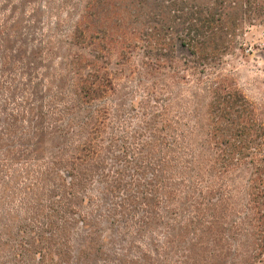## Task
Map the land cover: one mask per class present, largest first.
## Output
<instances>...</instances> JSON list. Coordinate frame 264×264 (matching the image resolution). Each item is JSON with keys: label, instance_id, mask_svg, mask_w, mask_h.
<instances>
[{"label": "rangeland", "instance_id": "374dc122", "mask_svg": "<svg viewBox=\"0 0 264 264\" xmlns=\"http://www.w3.org/2000/svg\"><path fill=\"white\" fill-rule=\"evenodd\" d=\"M82 3L0 0V264H199L195 257L205 264V234L197 240L187 219L191 190H175L169 174L158 188L162 96L176 91L187 103L189 80L169 84L146 70L141 48L123 63L113 52L105 63L113 89L95 101L107 111L91 142L67 129L68 114L49 113V74L64 55L87 48L70 38L86 14ZM258 36L254 27L244 35ZM183 50L173 55L183 58ZM226 61L219 68L261 100L264 50L235 49ZM168 85L171 94H158ZM71 113L79 120L81 112ZM222 262L212 264L237 257Z\"/></svg>", "mask_w": 264, "mask_h": 264}, {"label": "trees", "instance_id": "16d2710c", "mask_svg": "<svg viewBox=\"0 0 264 264\" xmlns=\"http://www.w3.org/2000/svg\"><path fill=\"white\" fill-rule=\"evenodd\" d=\"M82 10L70 38L87 48L64 55L61 70L49 74V101L63 105L56 112L48 104L49 113L68 114L67 129L91 142L107 111L95 101L113 89L105 64L113 52L123 63L141 48L151 61H143L146 70L169 84L189 80L187 103L176 91L162 96L158 188L169 174L175 190H191L187 219L197 240L205 234V264L232 253L237 264H264V96L248 98L219 68L235 49L264 50V0H83ZM252 27L259 36L246 40ZM177 49L183 58L173 55Z\"/></svg>", "mask_w": 264, "mask_h": 264}]
</instances>
